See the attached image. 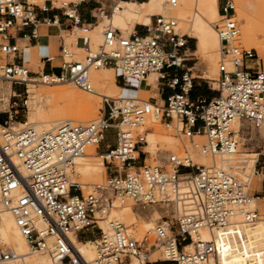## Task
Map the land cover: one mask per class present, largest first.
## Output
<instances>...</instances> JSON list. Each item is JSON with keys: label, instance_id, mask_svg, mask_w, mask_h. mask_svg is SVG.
Instances as JSON below:
<instances>
[{"label": "built area", "instance_id": "1", "mask_svg": "<svg viewBox=\"0 0 264 264\" xmlns=\"http://www.w3.org/2000/svg\"><path fill=\"white\" fill-rule=\"evenodd\" d=\"M92 1L97 3L100 19L110 15L117 2L76 0L57 5L58 0H0V54L4 56L0 77L11 83V97H20L21 90L26 93L32 77L43 84L70 82L93 92L90 73L101 67L113 68L124 86L155 72L159 74L157 81L177 91L164 104L134 97H104L98 119L65 122L42 131L26 117L20 125L11 124L13 112L9 111L7 119L0 120L1 204L13 216L30 250L47 252L55 264H132L133 260L152 264L150 254L155 250L160 255L155 262L164 264H220L222 239L232 235L228 227L233 215L241 213L247 223L259 218L257 209L246 208L251 189L220 166L197 164L172 152L159 164H147L146 132L152 128L145 126L148 118H157L189 140L193 148L220 157L233 154L239 144L236 121L264 125V67L259 62L251 65V61L261 59L254 49L240 43L234 1L219 3L213 25L220 42L217 94L193 99L191 68L182 69L189 50L187 40L179 34L177 21L162 14L152 15L150 24L139 25L141 31L134 27L124 33L107 24L95 51H85L79 58L63 43L59 58L50 54L41 61L49 71L29 70L19 57V44L11 41L13 35L18 32L36 38L38 25L58 24L56 14L43 15L59 10L72 28L84 33L76 37L75 46L85 48L93 27L83 21L78 8ZM176 2L170 1L173 6ZM178 56L182 60L178 61ZM56 68L59 73H54ZM169 70L174 72L170 77ZM24 103L25 99L21 105ZM110 129L113 144H106L101 155L107 176L84 192L81 183L72 178L75 160L92 145L100 150ZM198 136L203 138L197 141ZM116 199L144 211L157 207L170 213L157 221L148 240L138 238L130 225L110 215ZM102 221L106 222L104 230L99 225ZM203 228L218 233L214 239L203 240L197 236ZM74 237L80 241L93 237V260L78 251ZM186 245L191 249L185 250ZM16 257L0 244V260Z\"/></svg>", "mask_w": 264, "mask_h": 264}, {"label": "rangeland", "instance_id": "2", "mask_svg": "<svg viewBox=\"0 0 264 264\" xmlns=\"http://www.w3.org/2000/svg\"><path fill=\"white\" fill-rule=\"evenodd\" d=\"M59 1H64V0H58L57 5H59ZM65 1H76V0H65ZM139 1H142V0H139ZM169 1L170 0H161L159 5L155 6L152 9V11L150 12L151 15L149 16V19H144L141 22L131 20V23H130V21H128L129 23L127 22L126 26H124V27H120L118 25V23L114 22L113 20L103 19V23L99 26V28H97L98 32H96V33L95 32H92V33L89 32L87 34L86 37L88 38V43L85 46V48L75 46L76 37L79 35H84V33L81 31L79 32L77 30H74V32L71 34L72 37H68L69 35L66 36V45L71 46L72 50H75V52L78 54L77 57L80 58L85 54V51H95L96 50V48L98 47V45L101 42V31L103 29V26H105L107 24H111L115 28L118 27L121 31L123 30L122 32H124V33H128L130 31H132L133 28L138 26V25L149 24L150 21H152V19H151L152 15L162 14L165 16L175 17L177 19V30L180 34H183V33L186 34L184 36L187 40L188 48H190V50H188V52L185 53L186 54L185 55L186 61H184L182 63V65H184V67L182 68L183 70H185L186 67L191 68L189 74H191V76H192L193 87H192V90L190 93V97H191V99H193L198 95H202V96H205L207 98H211L217 94V90H216L217 89V81H215V80L218 78V62H219L220 56H218L216 58L215 64H213L210 57H208L206 54L196 53V40L192 38L190 31H187V30H189L192 23L195 24L198 21L199 15L203 14L204 10L202 9L201 4L197 0H178L177 5L175 7H172L169 4ZM233 1L235 4V10L240 9L251 17H252V15L254 16L256 14V13H252V12H255L256 9H258L260 11H264V1H261V0H258V1L257 0H245V1L244 0H233ZM94 6H96V4L93 2H91L89 4H83L82 6H80L81 17H83V18L88 17V15L90 13L89 10ZM260 14H261V12H260ZM236 19H237V14L235 12L234 20L237 22V25H239L238 27H240L241 29L246 27V20L244 18L237 19V20ZM137 23H141V24H137ZM97 29H96V31H97ZM61 30L66 35L69 32V30L64 29L63 26L61 27ZM70 31H72V30H70ZM240 43L245 48H250L248 45L244 44L243 41H240ZM79 44H81V41H79ZM19 46H20V44H19ZM262 47L263 46H261L259 48L260 51H258V55L260 54L259 57L262 55L264 57V47L263 48ZM79 49H81V50H79ZM21 51H22V49H21ZM26 57H28V56H25V54L23 53L20 56L21 61L25 60ZM0 58H1L0 61L4 60V56L1 54H0ZM39 61H40V59H39ZM258 62L260 64H263L264 59H261L259 61L253 60L250 63H251V65H254L255 63L258 64ZM227 66L229 69L230 68L232 69L230 63H228ZM40 68H42V67H40ZM238 68L241 69L242 67L239 66ZM100 69L93 70V71L98 72V71H100ZM53 71H54V73H59V69H54ZM100 73H103V72L100 71ZM173 73H174L173 70H169L168 77L172 76ZM177 73H179V74L181 73L180 69ZM112 76H113L115 82L119 86H122L123 88H125L127 91L124 94L121 92L120 94L115 95L114 98L120 97V96L134 97L135 98V96H133V94H132V91L134 92L137 88H135L134 85L135 86L138 85V87H139V85L144 81V80H142L141 82H132L131 84L124 86L122 84L121 80L117 77V74H116L114 69L112 70ZM150 76H154V75H149L148 78ZM200 76H204L205 78H201ZM206 78H210V79H214V80H210V79H206ZM33 79H34V77H33ZM34 80L36 81V83L35 82L32 83V81L30 80L31 81V82H29L30 85L28 84V86H27V93H28L27 97H26L27 94L25 92H23L22 90L20 91L21 92L20 97H11V95L14 93V91L11 89V85H10L11 83L0 77V120L7 119L8 112L11 111V112H13L12 113L13 114V118H12L13 120L10 121L11 124L20 125L16 122L22 123V121L25 119L24 117H26V120L28 121V123L35 125L39 121L38 119L34 118V114L38 110H43L44 118L42 121H45L44 119L47 118L48 121H51L54 119L55 120L56 119H71V120H74V122H86V121H91V120L98 119L99 117H101L102 106H103L102 99L103 98H101V99L100 98H93V99L91 98L90 99L92 102L94 101V104L92 103V107L87 111V115H88L87 117H81L80 116V113L77 111V106L75 103H73L70 107H68L67 111L64 114H61V115L59 114L56 116V114H58L57 111L53 112V110H55L53 107L56 104V98L54 96H48V94H46V95L41 94V96H36L35 95L36 91L37 92H43V91L53 92V91L58 90V88L59 89L75 88L80 94H83L86 98L90 97V93H87V92H84V91L78 89L76 86H74L71 83L43 84V83L37 82L36 79H34ZM164 81H166V80H164ZM31 84H33L34 88H32ZM15 88L17 90L21 89L20 87H15ZM17 93H18V91H17ZM194 94H195V96L193 97L192 95H194ZM24 99H27L26 106L21 105ZM13 102H16L17 105L19 106V108L17 106H15L13 104ZM16 110H17V113L14 115V111H16ZM51 110H52V112H51ZM46 115H47V117H46ZM154 119H155L154 117L148 118L147 122H146V126H145V128H152V129H148V131H147L148 146H147L146 150L148 152H150V155L147 154V156H146L147 157V159H146L147 164H151V165L159 164L160 161H162V158L167 157L168 152H172L174 154H177L179 157L185 156L187 153V154H189V156L191 157L193 162L197 163V164H202V165L207 164L206 166H210L212 164L218 163L217 165H220L221 162H220V158L218 156L213 158L212 156L202 154L201 152H199L198 149L193 148V146L189 143V140L185 139L179 132H176L172 128L166 127L163 122H161L157 119L156 120L159 123H156V122L154 123ZM14 121H16V122H14ZM35 126H36V128H39V130H49L51 127L55 126V124L43 123V124L35 125ZM239 126L241 129V134H240L241 138H239L240 143H239L238 147H241V148L236 151V154L234 156L230 157V159H233V160L228 161L227 164L225 163L224 165L230 166V168H227V169L232 174L237 176L239 179H241V180L243 179V181H247V177H249V176L251 178H253L254 173L257 176H258V174L261 173V175L263 174V178H264V169L262 168V167H264V125L260 126V127H255L252 124H250L246 121H243L242 123H240ZM149 133H155L156 139L155 140L150 139L151 136L149 135ZM195 139L198 141V140L202 139V137H197ZM113 141H114V132L112 129H110L107 132L104 141L100 145V150L95 151L94 148H89L87 150V152L85 153V155H87V154L100 155V154H102V151L105 150L106 144L112 145ZM248 153L249 154L250 153H260L258 155V160H257L256 164H252V165L248 164V161L250 160L249 158L254 157L253 155L249 156ZM75 164L77 166V160H76ZM76 166L74 168L75 171H74L72 178L77 179L81 183L84 192L90 191L92 189V186L94 183H98V182L103 181L107 176L106 170H103V172H101L98 176H95V175L86 176L83 173H81L80 171H78L76 169ZM261 177L262 176H260V178ZM261 195L264 196V192H262ZM131 206H132L131 203H126L122 207L114 208L111 210L110 215L116 217L117 219H119L121 221H123L125 224L130 225L132 231L134 232V234L137 235L138 238H142L140 234L145 236L147 230L150 229V228L147 229L146 227H144L145 223L151 222V223H153V225L156 226L157 220H159L161 218V216H163L164 214L170 213V210L163 211V210L158 209V208L152 209L151 211H148V212H141L137 209H134ZM125 207H131L134 211V215H132V216L130 215V217L127 216L124 212ZM2 208H3V206L1 205L0 209H2ZM261 211H262V208L259 209V212H261ZM157 214L159 215V218H156ZM131 217H133V218H132V221L130 223L129 219ZM99 225L101 226V228H104L106 225V222L103 221V222L99 223ZM1 226H2V221H1V212H0V228H1ZM95 233H97L96 230H94V234ZM148 234L150 237L152 233L148 232ZM95 237H97L96 234H95ZM92 239H93V237H87L82 241H86V240L92 241ZM0 244L1 245L5 244V246H7L9 244L12 245V243L10 241H8V238L4 237V235H2L1 232H0ZM10 245H9V247H10ZM93 245H94V242L89 243L87 245H82V246L78 245V246L80 247V250L85 255L91 257L93 255L92 254V248H93V250H95ZM2 247H4V246H2ZM235 248L237 249L239 247L237 246ZM29 251L31 252L30 249H29ZM158 253L151 254L150 260H152V262H153L152 264H164L162 261H159V260L155 262V260L158 257H160V255ZM236 253H239V250L236 251ZM134 262L135 261L133 260V263ZM27 263L28 264H53L51 262L50 257L45 253H37V254L34 253V254H32L30 256V258L28 259ZM0 264H17V262H15V261L0 262Z\"/></svg>", "mask_w": 264, "mask_h": 264}, {"label": "bare ground", "instance_id": "3", "mask_svg": "<svg viewBox=\"0 0 264 264\" xmlns=\"http://www.w3.org/2000/svg\"><path fill=\"white\" fill-rule=\"evenodd\" d=\"M144 1L145 2H141V3H135V2H120V3H118V5L114 8L113 16H112L111 20L118 23V25L120 27L126 26L128 21H130V23H131V20L141 22L142 20H144L146 18L147 14L151 12L152 8L155 5L159 4L161 0H148V1L144 0ZM170 1H169V4L172 7H175L177 5L178 0H176L177 2L174 6L170 3ZM197 1H199V3L201 4V7L204 10L203 11L204 13L199 15L198 21L195 24L192 23L189 30H187V31H190V34L196 40L197 53L206 54L208 57H210L212 63L215 64L216 58L218 56H220V42H219V39L216 35L215 28L213 26L214 23L218 19V3H217V0H197ZM261 1H264V0H261ZM235 12L237 14V19L244 18L246 20V27L242 28V29L239 27V29H240L239 30V40L243 41L244 44L248 45L251 49H254L258 55V51H260L259 48L261 46L264 47V11H260V10L256 9V11L252 12V13H256L257 15L256 14L254 16L252 15V17L240 9H236ZM260 12H261V14H260ZM173 18L177 21V19L175 17H173ZM96 32H98V29H97V31H95V33ZM180 35L183 36L186 34L183 33ZM87 43H88V38H87ZM87 43H86V45H87ZM79 50H81V49H79ZM187 52L188 51H186V53ZM261 57H259V58L261 59ZM182 58H183L182 56H178V61L182 60ZM228 63L229 62L227 61V64ZM231 67H232V65H231ZM98 69H100V68H98ZM98 69H95V70H98ZM112 70H113V68L101 67L100 71L103 73H100V71H98L99 73L95 72L93 70L91 71L90 79H91V82L93 84V92H87V93H90L89 98L88 97L86 98L83 94H80L75 88H70V89H59L58 88V90L53 91V92H50V91L37 92L36 91L35 95L41 96V94L42 95L48 94V96H54L56 98V104L53 107L55 109V110H53V112L57 111L58 114H56V116L59 114L60 115L64 114L67 111L68 107H70L73 103H75L77 106V111L80 113V116L81 117H87L88 116L87 111L92 107V103L94 104V101L92 102L90 100L91 98L92 99L93 98H100L101 99L104 97L114 98L115 95L120 94L122 92V88L116 84V82L112 76ZM157 74L158 73H155V72L149 74V75H154V76H150L146 80L148 87L155 84ZM158 76H159V74H158ZM218 77H219V72H218ZM146 78H144L143 80L145 81ZM30 80L32 81V83L33 82L36 83V81L32 77L31 79H29L28 84H29V82H31ZM217 80H218V78L215 81H217ZM68 83H70V82H68ZM28 84H27V86H28ZM59 84H61V83H59ZM31 86H32V88H34L33 84H31ZM11 89L13 90L12 86H11ZM84 92H86V91H84ZM26 93H27V91H26ZM27 96H28V93H27L26 97ZM136 99H138V98H136ZM138 100H141V99H138ZM26 103H27V99H25V103H24L25 106H26ZM51 112H52V110H51ZM46 117H47V115H46ZM34 118L39 120L37 122L38 124L36 123L35 125H40L43 123L55 124V126L51 127L50 129H52V128H54V127H56L62 123H65V122H74V120H71V119H56V120L54 119V120L48 121L47 118L44 119L45 121H42L44 118L43 110L36 111L34 114ZM156 119L157 118L154 119V123L155 122L159 123L157 121L159 119H157V120ZM14 122H16V121H14ZM242 122H243L242 120L236 121V123L234 125L235 131H238V137L239 138H241V135H240L241 129H240L239 125ZM16 123L22 124L21 122H16ZM32 125L36 128V126L34 124H32ZM261 126H263V125H261ZM36 129L39 130V128H36ZM39 131H42V130H39ZM146 134H147V132H146ZM149 135L151 136L150 139H152V140L156 139L155 133H149ZM198 137H202V136H198ZM239 143H240V140H239ZM147 146H146V148H147ZM95 147H96L95 145H92L89 148L95 149ZM237 147H236V150L233 154H225V155H222L220 157L218 156L220 158L221 163H220V165H217L218 163L215 165L220 166L223 169H226L227 171H229L227 168H230V166H228V165L226 166L224 164L225 163L227 164L228 161L233 160V159H230V157L234 156L236 154V151L241 148V147H238V148ZM87 150H86V152H87ZM199 152H201V151H199ZM202 154H204V153H202ZM101 155H103V153L100 155H94V154L85 155V154H83L82 156H80L76 159L77 160V166L75 164L76 169L86 176H93V175L98 176L101 172H103V170H106V167L103 166L104 163L102 162ZM205 155H207V154H205ZM248 155L254 156V157H250L249 161L247 160L248 164L249 165L255 164V161L258 157V154L257 153H250L249 154L248 153ZM182 157H189L191 159V157L187 153L185 156H182ZM215 157L216 156H214L213 158H215ZM76 160H75V163H76ZM15 162L23 170V172L25 174H27L26 168H24L23 165L18 160H15ZM204 165L206 166L207 164H204ZM75 166H74V168H75ZM74 171H75V169H74ZM240 181H242L245 185H247L248 188H250L251 185L253 184L252 178L250 176L247 177V181H243V179L242 180L240 179ZM258 200L259 199H257V197L250 195L249 196V202L247 203L246 208L248 210L257 209L256 202ZM126 203H130V202H121L117 199L114 200L115 208L122 207ZM1 205L2 204L0 201V207H1ZM131 205H132L131 207H133L134 209H137L141 212H148V211H151L152 209L157 208V207H153V208H150V209L144 211L138 207L133 206L132 203H131ZM131 207H125V209H124L125 214L129 217H130V215L131 216L134 215V211ZM3 208L0 209L1 221H2V226L0 228V232L2 235H4V237L8 238V241H10L12 243V245L9 244L10 247H9V245H7V246H8L10 251L12 250L11 252H13L17 255V257L14 259H11V260H0V262L15 261V262H17V264H28L27 261L32 254H34V253H36V254L37 253H45L50 257L51 262L53 264H55L54 260L52 259V257L47 252H37V251H35V252L31 251L30 252L29 251V249H30L29 245L23 239V237L20 235V233H19V231L15 225L13 216L8 212V210H6L5 208L3 209ZM112 209H114V208H112ZM132 218L133 217H131L129 219L130 223L132 221ZM156 218H159L158 214H157ZM161 218H162V216H161ZM230 222H231V224L228 227V229H230V232L232 233V235L227 240L222 239V253L219 255L220 264H264V246H263L264 245V213H259V218L254 223L245 222L244 216L241 213H237V214L233 215ZM144 227H146L147 229L148 228H150V229L147 230L145 236L142 234H140V235H141L142 239L144 238V239L148 240L150 238L148 232L152 233L153 229L155 228V225H153V223H151V222H148V223L144 224ZM105 228H106V225L102 229L104 230ZM217 233H218V230H215V229L208 230L206 228H203V229H200L197 236L203 240H210V239H214L216 237ZM73 242L75 244V247L78 249V251L81 252L83 254V256H85L86 259H88V260L94 259L95 250H93V248H92V254L93 255L91 257H89V256L85 255L80 250V247L78 246V245H81V246L87 245L89 243H93V241H88V240L80 241L79 239L74 237ZM237 246L239 248L236 249L235 247H237ZM190 249H191V245L185 246V250H190ZM238 250H239V253H236V251H238ZM158 252L159 251L155 250V251H152L151 254L158 253ZM151 254H150V256H151ZM134 261H135L134 263L132 261V264H140L136 260H134Z\"/></svg>", "mask_w": 264, "mask_h": 264}, {"label": "crops", "instance_id": "4", "mask_svg": "<svg viewBox=\"0 0 264 264\" xmlns=\"http://www.w3.org/2000/svg\"><path fill=\"white\" fill-rule=\"evenodd\" d=\"M146 1H148V0H146ZM221 1L222 0H217L218 5ZM92 2L95 3L96 6L92 7L89 10L90 13H89L88 17H84V18L81 17L84 22L90 23L91 26L93 27V29L90 31V33L95 32L96 29L99 28V26L103 23V19L111 20V18L113 16L114 8L118 5V3H120V2L141 3V2H145V1L144 0L143 1H139V0H117L116 4L113 6V9L111 11L110 16L109 15L108 16H102L101 20L97 14L98 13L97 3L94 1H92ZM82 5H80V6H82ZM157 5H159V4H157ZM157 5H155V6H157ZM80 6L78 8L79 14H80ZM54 14H56L58 17V24H52V25L40 24V25H38L36 28V33H37L36 38H32L28 34L26 37H23L22 33L17 32L16 34L13 35V39H11V41H15L16 43L20 44L22 51H20L19 57L23 53L25 54V56H28V57H26L25 60H23V62L25 64V66L33 72H37L38 69H40V67H42V69L44 71H49L48 65L45 63L43 66H41L42 63L40 61H42L45 56L50 55V54L57 56V58H59L61 46L63 45V43L66 44V36L69 35L68 37H72L71 34L74 32V30H77L79 32L81 31L79 28H72V26L69 24V22L66 21V19L61 15L59 10L49 12L47 14H44L43 16H45V15L51 16ZM150 15L151 14L148 13L145 19H149ZM151 19H152V17H151ZM151 22L152 21H150V23ZM137 24H141V23H137ZM144 25H147V24H144ZM62 26L64 27V29L69 30L67 35L62 32V30H61ZM136 29L139 31L142 30V28L139 25L136 26ZM70 30H72V31H70ZM26 31L29 33L30 30L27 29ZM188 49L190 50V48H188ZM196 53H197V46H196ZM39 59H40V61H39ZM261 59H264L263 55H262ZM0 60H1V58H0ZM2 62L3 61H0L1 64H2ZM263 67H264V62H263ZM157 77H158V74H157ZM157 77L155 80V84L151 85L149 87L146 83V80L148 79V77H147L145 79V81H143L139 85V87L137 85V89L134 92L132 91L133 96H135V98H138L141 100L149 99L150 101L157 102L160 104H164L166 101V98L170 94L174 93L177 90H173V89L167 87L163 81H159V80L157 81ZM200 77L205 78L204 76H200ZM206 79H210V78H206ZM210 80H214V79H210ZM119 87L122 88L123 94L127 92L126 89L123 88L122 86H119ZM257 154L259 155L260 153H257ZM257 160H258V157L255 161V164H256ZM259 175L262 177L260 178ZM258 176L255 175V173H254L253 178H252L253 184L251 185V187L249 189H251L250 194L252 196L257 197V199H259L256 202L258 211L260 208H262V211L259 213H264V196L261 195L262 192H264V178H263V174L261 175V173L258 174ZM88 241H91V240H88Z\"/></svg>", "mask_w": 264, "mask_h": 264}, {"label": "trees", "instance_id": "5", "mask_svg": "<svg viewBox=\"0 0 264 264\" xmlns=\"http://www.w3.org/2000/svg\"><path fill=\"white\" fill-rule=\"evenodd\" d=\"M194 92H195V91H194ZM194 92H193V93H194ZM193 93H192V94H193ZM192 96L194 97V96H195V94H194V95H192Z\"/></svg>", "mask_w": 264, "mask_h": 264}]
</instances>
